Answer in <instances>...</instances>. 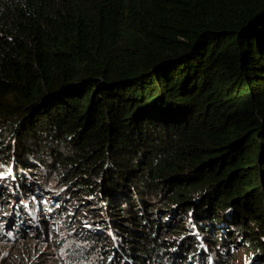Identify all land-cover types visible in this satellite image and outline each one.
<instances>
[{
  "label": "trees",
  "instance_id": "obj_1",
  "mask_svg": "<svg viewBox=\"0 0 264 264\" xmlns=\"http://www.w3.org/2000/svg\"><path fill=\"white\" fill-rule=\"evenodd\" d=\"M5 162L107 264H264V0H0Z\"/></svg>",
  "mask_w": 264,
  "mask_h": 264
},
{
  "label": "rangeland",
  "instance_id": "obj_2",
  "mask_svg": "<svg viewBox=\"0 0 264 264\" xmlns=\"http://www.w3.org/2000/svg\"><path fill=\"white\" fill-rule=\"evenodd\" d=\"M5 164H0L3 166L0 172L5 173L10 169V165ZM4 196L8 197L4 204L0 199V213L6 206L9 209V213H6L14 212L15 220L12 223L11 218L5 217L8 215L0 216L4 231L0 237V264H107L108 255L106 257L104 253L95 251L84 238L78 237V229L72 228L75 223L58 219V213L48 216V210L51 209L48 200H41L30 192L20 197L22 203L11 191ZM241 242L248 249L250 243ZM234 245L233 241L231 246ZM236 247L238 254L230 264H251L252 258L257 257V253H253L252 258L245 256L246 248L240 245Z\"/></svg>",
  "mask_w": 264,
  "mask_h": 264
},
{
  "label": "snow or ice",
  "instance_id": "obj_3",
  "mask_svg": "<svg viewBox=\"0 0 264 264\" xmlns=\"http://www.w3.org/2000/svg\"><path fill=\"white\" fill-rule=\"evenodd\" d=\"M0 167H3V166L0 165ZM6 176H12V179H13V180L15 179V176L12 175V171H11V169L8 170L7 174H5L4 172H0V181H4V180L6 179ZM16 187H17V189H18V188H19V185L17 184ZM0 188H6V189H8V190H11V185H10V183H8V184H0ZM4 198H5V197H4V192H3V191H0V199H4ZM22 202H23V201L21 200V203H22ZM5 215H8V213H5ZM86 226L89 227V228L92 227L91 224H87ZM97 227H99V226H97ZM2 229H3V224L0 223V230H2ZM109 235H110V237L112 238L113 243H114V246L117 248V251H118L119 247L122 246V245H119V244H116V243H115V241L117 240L119 234L114 235V234H112V233L110 232ZM173 251H175V249H173ZM115 255H116V253H113V256H115ZM109 259H112V257H109ZM114 264H115V262H114Z\"/></svg>",
  "mask_w": 264,
  "mask_h": 264
},
{
  "label": "water",
  "instance_id": "obj_4",
  "mask_svg": "<svg viewBox=\"0 0 264 264\" xmlns=\"http://www.w3.org/2000/svg\"><path fill=\"white\" fill-rule=\"evenodd\" d=\"M244 239V238H243ZM244 241V240H243Z\"/></svg>",
  "mask_w": 264,
  "mask_h": 264
},
{
  "label": "clouds",
  "instance_id": "obj_5",
  "mask_svg": "<svg viewBox=\"0 0 264 264\" xmlns=\"http://www.w3.org/2000/svg\"><path fill=\"white\" fill-rule=\"evenodd\" d=\"M246 244V243H245Z\"/></svg>",
  "mask_w": 264,
  "mask_h": 264
},
{
  "label": "flooded vegetation",
  "instance_id": "obj_6",
  "mask_svg": "<svg viewBox=\"0 0 264 264\" xmlns=\"http://www.w3.org/2000/svg\"><path fill=\"white\" fill-rule=\"evenodd\" d=\"M247 244V243H246Z\"/></svg>",
  "mask_w": 264,
  "mask_h": 264
}]
</instances>
